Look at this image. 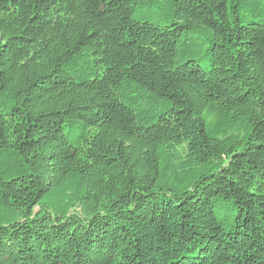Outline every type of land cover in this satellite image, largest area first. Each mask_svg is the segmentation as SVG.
Instances as JSON below:
<instances>
[{"label":"trees","instance_id":"trees-1","mask_svg":"<svg viewBox=\"0 0 264 264\" xmlns=\"http://www.w3.org/2000/svg\"><path fill=\"white\" fill-rule=\"evenodd\" d=\"M0 264H264V0H0Z\"/></svg>","mask_w":264,"mask_h":264}]
</instances>
